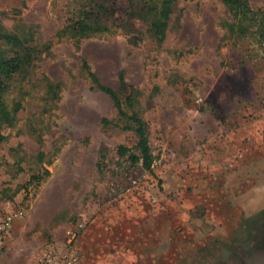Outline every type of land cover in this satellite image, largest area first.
<instances>
[{"label": "rangeland", "instance_id": "rangeland-1", "mask_svg": "<svg viewBox=\"0 0 264 264\" xmlns=\"http://www.w3.org/2000/svg\"><path fill=\"white\" fill-rule=\"evenodd\" d=\"M153 1L0 0V58L31 55L0 73V218L20 214L0 264H264V42L229 40L221 0H176L159 43ZM80 18L102 30L58 34ZM83 60L147 123L151 171L119 154L136 124Z\"/></svg>", "mask_w": 264, "mask_h": 264}, {"label": "trees", "instance_id": "trees-1", "mask_svg": "<svg viewBox=\"0 0 264 264\" xmlns=\"http://www.w3.org/2000/svg\"><path fill=\"white\" fill-rule=\"evenodd\" d=\"M229 9L232 15V21L228 23V35L229 40H239L241 38H248L257 40L261 44L264 42V8L256 9L253 7L249 0H221ZM154 5L152 8L145 11L141 8L138 11V16L143 18L148 17L151 25L150 32L152 36L159 42H163L167 35V29L169 26V19L173 12V6L176 0H154ZM160 5V6H159ZM100 25H91L84 19H78L73 21V23L66 26L65 29L59 31V35L62 36L64 32H69L70 30L75 32H81L86 36L91 31H100L102 27ZM122 28V32L130 33L131 25H119ZM118 26V27H119ZM106 29V27H103ZM112 30L110 27H108ZM112 32H118L117 26ZM9 38V37H7ZM16 42H19L17 37H11ZM224 40V38H223ZM13 56V57H1L0 58V73L9 75L11 73L17 72L27 61H30L31 55L28 54L26 57ZM83 67L88 70L89 76L94 83V88L99 89L103 93L107 94L110 99L113 100L118 115L121 119H129L133 121L136 125L130 128H135L138 133V142L135 148L138 152H132L131 148L125 147V145H120L118 152L121 156L128 155V159L132 163L142 162L145 169L151 171L154 164V154L151 147L150 138L148 135L147 123L141 118L135 109H132V113H129L125 109V101L121 99V96L116 89L103 83L99 76L90 70V65L86 60H83ZM119 81L121 85H125L123 72L119 73ZM4 87H0V128L4 123L13 122L15 115L7 109L4 105L3 100ZM128 105L134 107V103L130 96L125 98ZM4 139V135L0 132V142Z\"/></svg>", "mask_w": 264, "mask_h": 264}, {"label": "built area", "instance_id": "built-area-1", "mask_svg": "<svg viewBox=\"0 0 264 264\" xmlns=\"http://www.w3.org/2000/svg\"><path fill=\"white\" fill-rule=\"evenodd\" d=\"M20 216L18 211L7 210L2 218H0V248L3 247L6 239L10 235L12 230L13 222L16 218ZM67 259L61 253L58 254L56 251H51L50 253L42 256L36 264H79V255L73 254L68 256Z\"/></svg>", "mask_w": 264, "mask_h": 264}, {"label": "crops", "instance_id": "crops-1", "mask_svg": "<svg viewBox=\"0 0 264 264\" xmlns=\"http://www.w3.org/2000/svg\"><path fill=\"white\" fill-rule=\"evenodd\" d=\"M254 189L255 190H258V193L259 194L257 196H254L253 195V196H251V198L245 197V196L242 197L245 200L247 206L248 205L249 206H257V205H260L262 203V197H263V195H261L260 192H259L260 191L259 186H255ZM249 199H250V201H249Z\"/></svg>", "mask_w": 264, "mask_h": 264}]
</instances>
